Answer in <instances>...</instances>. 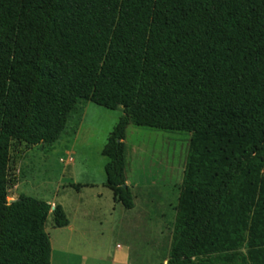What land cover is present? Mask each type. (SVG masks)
Masks as SVG:
<instances>
[{
    "label": "trees",
    "instance_id": "1",
    "mask_svg": "<svg viewBox=\"0 0 264 264\" xmlns=\"http://www.w3.org/2000/svg\"><path fill=\"white\" fill-rule=\"evenodd\" d=\"M82 101L123 110L102 155L126 210L127 128L191 134L167 264L264 262V0H0V264H51L65 209L8 198Z\"/></svg>",
    "mask_w": 264,
    "mask_h": 264
},
{
    "label": "rangeland",
    "instance_id": "2",
    "mask_svg": "<svg viewBox=\"0 0 264 264\" xmlns=\"http://www.w3.org/2000/svg\"><path fill=\"white\" fill-rule=\"evenodd\" d=\"M122 116V108L111 111L82 101L58 143L34 148L15 165L18 184L9 202L25 195L61 205L73 228H57L50 214L46 230L54 244L53 264H67V257L74 264H149L150 255L129 250L128 235L155 226L164 242L172 239L191 134L127 128L125 176L135 208L126 210L107 185L108 160L102 155ZM145 218L155 222H142ZM166 255H154V262L161 264ZM224 255L196 264H264L262 252L218 258Z\"/></svg>",
    "mask_w": 264,
    "mask_h": 264
},
{
    "label": "crops",
    "instance_id": "3",
    "mask_svg": "<svg viewBox=\"0 0 264 264\" xmlns=\"http://www.w3.org/2000/svg\"><path fill=\"white\" fill-rule=\"evenodd\" d=\"M142 222L154 223L155 220L154 219L152 220V218H145V220H142ZM68 227H70L73 230V228L71 227V223L69 224ZM144 229L145 230L143 232H131V234L128 235L129 236V241H128L129 250L131 252L133 251L134 253L141 252L142 254H147L148 256L150 255L149 264H157L154 262L153 256L165 252V254L167 255H166V258L162 260L161 264H167V258H168V253H169L170 246H171V241L168 242V240L167 241L165 240L164 242L163 232H161L158 227L146 226ZM117 248L120 250L123 249V247H121L120 245H117ZM142 250H145L147 252L144 253L142 252ZM52 251H53L52 252L53 255H52L51 264H53V261H54V244L53 243H52ZM72 259H73L72 257H67V264H74L75 261H73ZM130 261L126 262V264H131ZM134 264H143V263L136 262Z\"/></svg>",
    "mask_w": 264,
    "mask_h": 264
},
{
    "label": "water",
    "instance_id": "4",
    "mask_svg": "<svg viewBox=\"0 0 264 264\" xmlns=\"http://www.w3.org/2000/svg\"><path fill=\"white\" fill-rule=\"evenodd\" d=\"M13 201H14V200H13ZM13 201H10V203H12ZM54 209H55V206L52 207V211H54Z\"/></svg>",
    "mask_w": 264,
    "mask_h": 264
}]
</instances>
